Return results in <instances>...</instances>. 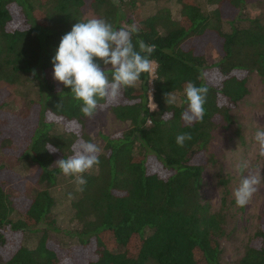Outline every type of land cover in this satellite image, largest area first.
Here are the masks:
<instances>
[{"label":"trees","instance_id":"trees-1","mask_svg":"<svg viewBox=\"0 0 264 264\" xmlns=\"http://www.w3.org/2000/svg\"><path fill=\"white\" fill-rule=\"evenodd\" d=\"M143 1L158 5L139 15ZM255 1L173 0V17L160 0H0V80H24L36 89L25 112L9 114L26 118L37 106L22 123L25 145L17 158L33 166L38 187L19 208L14 189L0 179V264H223V214L199 199L200 160L213 131L230 123V109L248 92L241 73L254 70L264 82V24L244 14ZM91 18L117 29L137 25L133 43L155 45L149 57L154 68L152 77L142 74L116 101H98V109L107 107L126 128L101 135L99 165L84 174L83 191L72 185L76 226L68 234L74 243L64 246L48 235L58 230L52 189L65 177L55 161L74 154L87 117L71 89L45 74L53 69L61 37ZM206 33L217 44L212 61L187 42ZM188 82L209 89L203 121L192 126L181 118ZM168 92L176 104H166ZM4 97L7 92L0 98V125ZM189 132L192 139L178 146L176 136ZM9 137L0 139V147ZM46 144L58 151L50 153ZM34 231L40 233L28 246L24 236ZM235 264H264V206Z\"/></svg>","mask_w":264,"mask_h":264},{"label":"rangeland","instance_id":"rangeland-1","mask_svg":"<svg viewBox=\"0 0 264 264\" xmlns=\"http://www.w3.org/2000/svg\"><path fill=\"white\" fill-rule=\"evenodd\" d=\"M160 1L167 4L171 8L173 17H176L177 5L173 0ZM156 5L158 4L153 1H143L141 7L139 6V15L150 13ZM244 14L247 17H256L264 24V0L250 3ZM215 41L213 34L206 33L187 42L199 52H205L207 59L212 61L215 59V49H217ZM152 72L149 73L150 77ZM241 75L246 79L248 92L230 109V123L220 125L213 131L212 138L200 160L202 172L198 188L199 199L202 203H207L211 211H219L223 214L224 233L219 238L220 259L223 264H235L243 246L254 232L257 217L264 206V180L247 206L238 207L233 197V190L238 186L242 175L257 172L264 175V158L256 154L254 142V132L258 127H264V82L254 70L244 71ZM45 76L55 81L53 69L47 70ZM5 92H7V97H4L6 104L2 112L5 122L0 125V139L10 137L5 140L8 143L0 147V164L5 165V168H0V179L8 186H12L16 203L21 208L33 190L38 189L34 183L33 166L17 158L25 145L22 123L34 117L37 106L28 110L26 118L11 115L9 112L17 114L25 112L29 101L36 98V89L24 80L16 84H8L0 80V96L3 97ZM150 107H152L151 103ZM61 127L70 128L63 124ZM125 128L126 123L115 120L109 109L103 107L96 111L93 118L85 119L82 130H77L80 134L78 140L85 139L96 143L102 149L104 141L101 135L115 136ZM244 161H247L248 168L241 173L237 170V165ZM158 166L154 164L152 167L162 171ZM74 180V177L65 176L52 189L54 196L52 210L58 230H49L48 235L53 241L64 246L74 243V237L68 234V231H72L76 226L69 206L71 191L75 189V186H72ZM39 233L40 231L26 233L23 242L28 246L33 245Z\"/></svg>","mask_w":264,"mask_h":264},{"label":"clouds","instance_id":"clouds-1","mask_svg":"<svg viewBox=\"0 0 264 264\" xmlns=\"http://www.w3.org/2000/svg\"><path fill=\"white\" fill-rule=\"evenodd\" d=\"M139 31L135 24L117 29L103 18H91L75 23L71 31L61 37L52 59L53 79L71 89L70 93L80 104L85 117H94L99 100L116 101L124 89L136 86L142 74L152 72L153 61L149 57L155 45H148L143 40L134 44L133 35H138ZM32 74L36 75L34 69ZM208 91L206 85L186 84L183 94L187 107L181 118L187 126L203 121ZM177 99L174 93H165L167 105L176 104ZM191 139L190 132L180 133L176 136V144L183 147L185 141ZM254 142L256 154L264 158V127L256 129ZM46 149L50 153L58 151L51 144H46ZM101 151L98 144L80 140L74 145V154L58 159L55 166L63 175L74 177V183L80 186L78 191H83L87 183L84 174L99 165ZM247 168V161L237 165L241 173ZM262 180L264 175L260 172L242 175L233 190L235 204L241 208L247 206Z\"/></svg>","mask_w":264,"mask_h":264}]
</instances>
